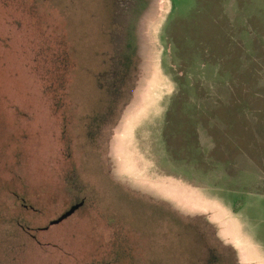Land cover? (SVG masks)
Here are the masks:
<instances>
[{"label":"rangeland","instance_id":"374dc122","mask_svg":"<svg viewBox=\"0 0 264 264\" xmlns=\"http://www.w3.org/2000/svg\"><path fill=\"white\" fill-rule=\"evenodd\" d=\"M0 264H264V0H0Z\"/></svg>","mask_w":264,"mask_h":264},{"label":"crops","instance_id":"0c3cea01","mask_svg":"<svg viewBox=\"0 0 264 264\" xmlns=\"http://www.w3.org/2000/svg\"><path fill=\"white\" fill-rule=\"evenodd\" d=\"M167 92L165 90H161L156 92L154 97L155 103L165 95ZM148 97H151L149 94ZM144 99V95L136 94L135 98L128 108V112H125L123 115L122 120L119 122L118 126V133L117 136L114 138L115 143H113V156L114 160L116 161L118 167V176L121 179H127L130 184L137 186L138 188H143L150 190L154 197L160 199L161 201H165L176 208H184L187 210H196L203 211L206 214L208 221L214 225L217 229V234L219 238L224 240L226 243L227 241L237 250L238 252V260L240 262H246L247 258L244 254L245 252L242 251L237 241H235L232 235L227 231V208L225 206H218L217 208H212L209 206H205L201 201L194 199V192L189 191L187 187L180 181L179 183H173L169 180H153L156 185L149 187V178L142 175L141 173L137 172L129 177L125 176L124 172L121 171V167L123 166V158L125 148H130L131 144L134 142L133 131L136 127V121H139L140 117H145L148 108L152 107L155 103H151V100ZM138 102L135 106L134 103ZM127 113V114H126ZM145 178V179H144ZM149 182H148V181ZM190 195L192 198L190 199Z\"/></svg>","mask_w":264,"mask_h":264},{"label":"water","instance_id":"95a60500","mask_svg":"<svg viewBox=\"0 0 264 264\" xmlns=\"http://www.w3.org/2000/svg\"><path fill=\"white\" fill-rule=\"evenodd\" d=\"M83 204V201L77 202L70 206L68 210H66L58 219L54 220L52 223H57L65 217L71 215L77 208H79Z\"/></svg>","mask_w":264,"mask_h":264},{"label":"flooded vegetation","instance_id":"af4514ba","mask_svg":"<svg viewBox=\"0 0 264 264\" xmlns=\"http://www.w3.org/2000/svg\"><path fill=\"white\" fill-rule=\"evenodd\" d=\"M37 229H38V231H43V230L48 229V226L38 227ZM29 235L33 237V235L31 233Z\"/></svg>","mask_w":264,"mask_h":264}]
</instances>
